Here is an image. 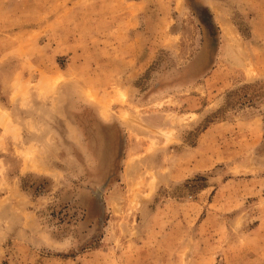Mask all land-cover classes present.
Wrapping results in <instances>:
<instances>
[{"label":"rangeland","instance_id":"obj_1","mask_svg":"<svg viewBox=\"0 0 264 264\" xmlns=\"http://www.w3.org/2000/svg\"><path fill=\"white\" fill-rule=\"evenodd\" d=\"M0 264H264V0H0Z\"/></svg>","mask_w":264,"mask_h":264}]
</instances>
